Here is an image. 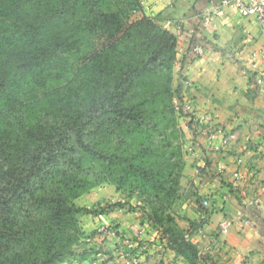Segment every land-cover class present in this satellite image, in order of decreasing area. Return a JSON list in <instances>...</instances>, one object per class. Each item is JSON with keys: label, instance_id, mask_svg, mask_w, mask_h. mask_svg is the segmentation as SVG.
<instances>
[{"label": "trees", "instance_id": "obj_1", "mask_svg": "<svg viewBox=\"0 0 264 264\" xmlns=\"http://www.w3.org/2000/svg\"><path fill=\"white\" fill-rule=\"evenodd\" d=\"M140 10V0H0V264L87 258L78 216L120 204L97 213L75 201L103 183L148 200L147 225L176 257L205 259L166 216L183 169L178 121H193L173 87L177 37Z\"/></svg>", "mask_w": 264, "mask_h": 264}, {"label": "crops", "instance_id": "obj_2", "mask_svg": "<svg viewBox=\"0 0 264 264\" xmlns=\"http://www.w3.org/2000/svg\"><path fill=\"white\" fill-rule=\"evenodd\" d=\"M219 1L140 0L138 15L153 20L177 37L173 87L180 85L179 95L187 103V110L184 109L193 119L189 128V120L180 117L185 119L182 151L186 163L180 186L185 187L184 180L190 177L194 189L211 199L206 209L207 220L201 225L196 204L189 200L183 207L182 228L189 234L185 237L205 258L196 264H261L264 260V87L255 86V78L264 73V24L240 16L232 7H219L215 15L213 9ZM198 27L202 53L195 56L192 49L194 59L186 60L181 70L183 58L188 55L187 39L191 36L188 31L192 30L193 35ZM212 133L217 135L216 140L226 136L229 147L221 152L213 151L208 140ZM200 207L204 210L202 203ZM109 217L100 215L96 219ZM223 221L229 224L227 234H220L219 225ZM121 226L123 236L130 241L121 247L118 237L102 238L105 242L98 254L100 264H189L176 257L167 244H162L167 249L165 255L164 248L159 255L162 262L132 260V253L147 247L144 244L138 248L137 242H132L136 235L134 228ZM100 234L105 237L104 233ZM160 249L162 246L156 251ZM105 254L106 259L112 256L111 259L105 261ZM77 258L65 264H88V257L78 261Z\"/></svg>", "mask_w": 264, "mask_h": 264}, {"label": "rangeland", "instance_id": "obj_3", "mask_svg": "<svg viewBox=\"0 0 264 264\" xmlns=\"http://www.w3.org/2000/svg\"><path fill=\"white\" fill-rule=\"evenodd\" d=\"M135 17L136 18L139 17L138 13H135ZM184 104H185L184 107L186 109L187 103L185 102ZM184 120H185L184 118H179V121H178L179 128L182 130V132H184L183 128L185 127ZM187 126L190 128L188 122H187ZM184 137L185 136L183 134L180 140L181 150L184 144ZM183 157L184 156H183V151H182V160H183ZM185 165L183 162L182 170L185 169ZM185 180H184L186 184L185 187H182V186L178 187L177 192L175 194V200L170 205V207L167 209L166 216L173 220L174 224L180 230H182L184 235L189 236L188 230L182 228L183 227L182 224L184 223L183 217H182L184 205H187L189 200L194 202L196 204L197 213L200 214L203 211L200 207V204L204 200L210 201L211 199L208 197H205L204 195L203 196L200 195L197 189H194L195 186L190 180V177H187ZM117 203L120 205L115 208H111L110 211L102 214L103 216H106V217L107 216L109 217L110 215L109 219L107 220L104 219L101 221L99 218L96 219L97 216H94L92 214H81L78 216V223H79V228L82 232V236L80 238L79 245H77L78 246L77 249L78 250L84 249L85 251L92 250V252L88 255L87 263L88 264H94V263L100 264L98 254L99 252H101L100 248H102L103 241L101 240L102 238H108V236H106L107 234L104 233L105 237H103L100 234L102 233L101 229L111 228V230L114 232L113 236L118 237L119 242L121 243V247H123V246H126L127 241L128 240L130 241V239L127 240L123 236L124 232L121 230L123 228L121 225H130V228H134L133 230H134V233L136 234L135 238L132 237V242L133 243L137 242L138 248L144 247V244H146L145 248L147 247L146 250L140 251L139 253H132L131 255L134 257V259L132 258V260L137 261L139 258L140 259L142 258L141 260L139 259L140 263L143 261L145 263H148V261L159 263V261L162 260L159 257V255L162 254L163 252H164L163 254L165 255V253L167 252L166 251L167 249L164 248L162 244H167L168 248H169V245L166 239L167 237L164 238L160 236L159 233L161 232V229L160 231L158 230L159 233H157L155 230H152L150 227H148L147 225L148 220L146 219L145 214H150L151 208L148 205V200L145 197H139L138 195H135V194L132 196H127L126 194H121V193L116 192L113 185L109 183H103V184L96 186L94 189L82 195L75 201V205L77 207L88 208V209H91L92 211H96L97 213L105 206L113 205ZM146 230H149V232H147ZM143 236L148 237L146 241L142 239ZM110 244L111 245L113 244L111 239H110ZM160 246H162V249H160L159 251H156L159 249ZM163 248L165 251L162 252L161 250H163ZM111 257L112 256L106 259V254H105L104 260L105 261L109 260L111 259ZM74 259L75 258H73V260ZM76 260L78 261L79 259L77 258Z\"/></svg>", "mask_w": 264, "mask_h": 264}, {"label": "built area", "instance_id": "obj_4", "mask_svg": "<svg viewBox=\"0 0 264 264\" xmlns=\"http://www.w3.org/2000/svg\"><path fill=\"white\" fill-rule=\"evenodd\" d=\"M219 7H232L236 10V12L243 17H252L255 21L260 24H264V0H220L216 7L213 9V13L216 15L218 12ZM209 19V17H206ZM193 31H188V35H192ZM202 53V46L196 45L193 48V54L195 56L200 55ZM255 86L257 87H264V73L258 75L255 78ZM216 134H209L208 140L210 142V147L215 152H221L226 150L230 143L229 139L226 136H220L217 138ZM219 173L221 170L218 169ZM209 203L207 200L202 202V208L204 209L203 212L199 214L198 223L201 225L206 222L207 220V212L206 209L208 208ZM220 234H227L229 231V224L226 221H223L219 225ZM102 233L107 235H114V232L111 228H103L101 229ZM113 232V233H112ZM96 264V263H94Z\"/></svg>", "mask_w": 264, "mask_h": 264}]
</instances>
